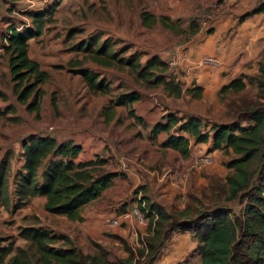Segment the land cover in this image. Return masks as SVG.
<instances>
[{
    "label": "rangeland",
    "instance_id": "rangeland-1",
    "mask_svg": "<svg viewBox=\"0 0 264 264\" xmlns=\"http://www.w3.org/2000/svg\"><path fill=\"white\" fill-rule=\"evenodd\" d=\"M54 4L52 22L46 25L41 36L30 40V57L50 74L49 80L41 85L44 95L38 115L28 111L14 93L9 56L4 49L5 36L9 26L21 28L32 24L30 11H42ZM143 11L157 18L165 17L170 27L160 22L152 27L145 26L141 18ZM245 21L246 28H243ZM253 27L257 32L251 30ZM92 42L95 44L90 51H85L86 44ZM105 42L112 45L110 51L117 52L119 57L128 59L136 54L142 64L154 55L159 56L168 63L167 79L177 88L188 85L182 70L187 60L196 71L212 69L228 80L246 74L249 76L247 87L238 93L221 95L219 92L220 103L226 107L224 113L210 109L203 115L180 116V112L185 113V105L193 102L192 97L178 102L171 98L178 97L171 91L173 86L149 87L147 83L137 81L127 66L117 62L113 66H104L93 61L96 48ZM178 49H184L186 57L175 64L172 60ZM263 51L264 0H0V110L4 112L0 115V165L7 160L11 199L7 204L0 198V244L13 242L15 247H27L28 241L21 236L25 227H39L57 235L69 230L75 236L74 245L84 253L96 254L103 249L109 259L115 261L129 256L126 244L134 251L144 246L150 221L140 211L139 203L145 195L173 214L190 208L188 218L191 220L222 207L225 211L242 213L245 202L241 199L229 202L223 192L225 178L230 172L226 163L235 156L232 151H212V144L196 143L191 137L190 154L183 157L179 152L163 147L160 143L163 138L152 139V129L159 121L166 123L169 115L182 120L197 116L204 121L205 132L209 131L211 135L214 125L232 123L234 119L227 113V102L257 92L251 78L257 74L253 69H259ZM206 54L220 58L223 68L199 65L200 58ZM79 68L98 73L100 78L108 81L112 91H90L82 76L76 73ZM193 75L196 78V73ZM131 91L141 95L133 108L138 116L144 115L139 116L144 120L142 123L129 114L127 106L110 107L118 94ZM53 97L56 98V109ZM145 107H148L147 112H143ZM201 110L193 105L195 114ZM243 124L247 125V122ZM171 133L178 132L172 128ZM33 134L53 136L59 142L72 138L82 144L84 156L105 161L100 166L104 171L131 170L139 173L141 178L145 175L142 183L114 202L119 213H127L130 217H116L119 225L111 231L127 226L131 218L135 221L138 217V213L131 214L133 212L126 210L128 206H136L144 218L140 217L135 226L130 225L132 231L123 235L124 241L108 233L97 238L95 234L94 239L98 242L92 240L79 224L47 212L42 196L32 198L19 209L14 207L17 200L15 177L24 163V139ZM199 151H212L213 162L197 165L194 155ZM155 171L157 173L153 175ZM188 218L171 232L164 250L172 236L189 231L184 230L190 226ZM64 245L61 240L56 243L59 248ZM163 248L154 264L165 252ZM32 259L34 264H40L34 253ZM140 260L146 262L147 258Z\"/></svg>",
    "mask_w": 264,
    "mask_h": 264
},
{
    "label": "trees",
    "instance_id": "trees-1",
    "mask_svg": "<svg viewBox=\"0 0 264 264\" xmlns=\"http://www.w3.org/2000/svg\"><path fill=\"white\" fill-rule=\"evenodd\" d=\"M16 1V0H13ZM56 4L42 11H30L32 24L23 27L9 28L5 36V54L9 56V66L14 81V93L27 110L40 114L41 100L44 90L41 85L46 83L50 74L41 68L40 63L29 55L30 40L41 36L46 25L53 20ZM261 11V10H260ZM142 22L152 27L160 22L170 27L165 17L157 18L153 14L143 11ZM94 42L86 44L85 51H90ZM112 45L105 42L95 50L93 61L113 66L117 62L120 66H127L137 81L147 83L149 87L161 84L173 86L168 81L170 70L167 62L159 56L150 57L145 64L140 62L138 55L121 58L119 54L110 51ZM127 48L124 49L126 52ZM82 64L79 62V65ZM84 79L88 89L95 93H110L112 88L108 81L100 78L88 68L76 70ZM248 75L243 74L231 83L221 88V94L238 93L246 89ZM257 92L254 95L244 94L227 102V113L234 121L214 125L205 132L204 121L197 116H190L185 120L173 115L167 116V122H158L152 129L157 135L163 131L176 128L177 134L171 133L163 142V147L179 152L183 157L190 154L191 137L196 143H207L212 138L211 150L223 149L235 154L226 166L230 172L225 178L224 193L227 201L241 199L245 202L244 211L240 214L218 208L211 212L201 213L198 218H188L191 211L185 209L178 213H170L161 205L152 202L145 195L139 203L143 215L149 218L148 235L144 246L134 251L127 244L129 256L111 261L106 251L101 249L96 254H86L76 247L67 235H57L39 227H25L21 236L28 241V246H16L13 242L0 244V264H34L32 255L37 256L40 264H154L159 251L163 248L171 232L181 225V221L188 218L189 230L198 239L197 252L202 258V264H263L264 263V51L259 62V71L254 78ZM198 88L189 89L194 97H200ZM175 95L181 91L176 86L171 90ZM141 95L138 91L120 93L113 100L110 107L127 106L129 114L144 122L136 114L133 105ZM52 103L57 108L56 98ZM4 112L0 110V115ZM109 116V119L112 116ZM243 122H247L244 125ZM80 144L69 140L59 142L49 135L33 134L24 139V163L16 174L17 197L14 207L24 206L34 197L46 198L45 210L54 215H65L71 220H82L81 209L97 199L107 189L113 180L121 175L117 171H104L100 166L105 163L102 159H92L77 162L82 152ZM7 160L0 165V198L10 204L8 190V176L6 172ZM65 245L56 246L58 241ZM33 252V253H32ZM11 255V256H10ZM147 258L146 262L140 259Z\"/></svg>",
    "mask_w": 264,
    "mask_h": 264
},
{
    "label": "crops",
    "instance_id": "crops-1",
    "mask_svg": "<svg viewBox=\"0 0 264 264\" xmlns=\"http://www.w3.org/2000/svg\"><path fill=\"white\" fill-rule=\"evenodd\" d=\"M258 15L259 14L257 13L256 16ZM13 26L18 27L15 25ZM10 27L11 26L8 27L7 32L9 31ZM242 27L246 28V21L242 22ZM251 30L257 32V29H255L254 27L251 28ZM182 67H183L182 70L186 73L185 76L188 80V85L185 88L183 87L179 88L181 93L178 95V97L172 96L171 98L180 102V101H184L185 98L192 97L191 99L193 102L189 103V105L188 104L185 105V113L179 111L180 112L179 115L188 116V114L198 115L200 113L203 115L205 113H208L210 109L213 110L212 112L221 111L224 113L226 111V107L224 104L220 103L219 92L221 91V88L223 86L231 83L234 79L239 78V76L233 77L230 80H228L227 78L222 76L221 72H216L212 69L196 71L193 69V67H191L190 60H187L182 65ZM258 71H259L258 68L253 69L254 73H258ZM193 73H196V78H194L195 75H193ZM193 81H195L196 83L192 84ZM195 87L198 88L197 92L198 91L201 92L200 97H194L191 93L188 92L189 89ZM195 99L198 102L195 101ZM193 105L194 106L196 105V107L199 109L201 107L202 109L201 112H197L195 114L194 112L195 109L193 111ZM145 110L143 112H147L148 107H145ZM169 133H171V131H163L156 135L158 136V139L163 138L160 143L163 144V142L169 137L170 135ZM156 136L152 134V139H155ZM69 140L73 141L72 138L70 139L65 138L63 142ZM74 143L80 144L76 141H74ZM209 144H212V138L210 139ZM80 145L82 146V144ZM84 151L85 150L83 147L82 152L79 154V156L76 159L77 162H84L93 159L84 156L83 154L85 153ZM211 154L213 155L212 151ZM120 173L122 175L115 178L112 184L107 189H105L97 199L91 201L81 209L80 212H81L82 220H71L65 215H61V219H69L79 224V228L83 230L85 235L89 234L90 238L94 241H97L96 238L98 236H103L104 233H108L111 237L112 236L114 237V235H116L115 238L117 237L119 240L124 241L123 239H125V237L123 235H126L128 232L132 231L130 225L135 226V224H138L140 220L141 216L137 214L138 209L137 210L135 209L136 206H132V205L128 206L126 210L128 209L129 211L133 212L131 214H137L138 217L135 218V221L131 218L130 224L127 223V226L116 229L115 231L116 234L114 231H111L112 228L115 227L108 225L107 222L111 218L120 217L123 214L118 212L117 210L118 206H116L114 202L118 199H121L123 196H125L126 193L130 192L140 183H142V180L144 181L145 175L142 176L141 178L139 173L133 172L131 170L120 171ZM156 173L157 172L155 171L152 174L156 175ZM43 198L45 199L46 202V198L45 197ZM75 225L76 224H74V226ZM62 232L64 235H67L69 238H71L72 241H74L75 236L74 234L69 232V230L66 231L63 230ZM94 235L96 236L95 239H94ZM167 246L168 247L167 248L165 247L166 248L165 250L163 248L165 252L161 255L157 264H181L183 262H186V264H202V258L200 254L197 252L199 241L191 232L188 231L172 236L171 241Z\"/></svg>",
    "mask_w": 264,
    "mask_h": 264
},
{
    "label": "built area",
    "instance_id": "built-area-1",
    "mask_svg": "<svg viewBox=\"0 0 264 264\" xmlns=\"http://www.w3.org/2000/svg\"><path fill=\"white\" fill-rule=\"evenodd\" d=\"M186 57V52L184 49H178V52L175 53L173 55V60L172 63H177L179 62L182 58ZM199 65H203V66H211V67H215V68H223L224 64L222 62V60L216 56L213 55H203L200 60H199ZM214 160L212 154L210 151H206V152H197L194 155V162L197 165H205V164H210L212 163ZM138 214L141 216V219L143 218V215L140 213L139 210H137ZM122 216L124 217V219H127L128 217H130L129 214H122ZM109 225L112 227H116L117 225H119V219L118 218H112L109 220Z\"/></svg>",
    "mask_w": 264,
    "mask_h": 264
}]
</instances>
